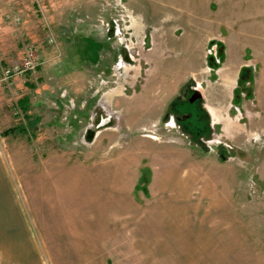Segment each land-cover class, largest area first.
<instances>
[{
	"label": "rangeland",
	"instance_id": "374dc122",
	"mask_svg": "<svg viewBox=\"0 0 264 264\" xmlns=\"http://www.w3.org/2000/svg\"><path fill=\"white\" fill-rule=\"evenodd\" d=\"M17 2L0 264H264V0Z\"/></svg>",
	"mask_w": 264,
	"mask_h": 264
},
{
	"label": "crops",
	"instance_id": "0c3cea01",
	"mask_svg": "<svg viewBox=\"0 0 264 264\" xmlns=\"http://www.w3.org/2000/svg\"><path fill=\"white\" fill-rule=\"evenodd\" d=\"M17 1H19V2H23L24 0H6V2L7 3H4V1L2 0L1 1V4H0V14L1 15H6V13H9L10 11L9 10H12V9H15V8H18V10L19 11H21V9L19 8V6H17ZM2 5H4V8L6 9V6H7V8H8V6L9 7H12V8H8V10L6 9V10H3V11H1L2 10V8H3V6ZM19 5V4H18ZM14 6V7H13ZM16 6V7H15ZM8 11V12H7ZM4 30H6V29H4ZM9 37H5L4 36V34H3V31H1L0 30V47H3L4 46V43H8V44H11L12 43V37L13 36H10V35H8ZM6 38V39H5ZM0 55H1V52H0ZM64 60L61 62V64H59L60 65V67L62 68V65H65L64 63ZM243 62H245L244 60H241V61H239V63H238V67H239V72H241V70L244 68V65H243ZM72 70H68L67 72H71ZM61 72V71H60ZM65 73V70H63V72H61V73H58V74H56V75H54L55 76V78H61V76H64L65 77V75L66 74H69V73ZM62 74V75H61ZM71 74V73H70ZM257 84H258V82H257ZM29 86V85H28ZM27 86V87H28ZM57 89V88H56ZM257 92H259V89L257 90Z\"/></svg>",
	"mask_w": 264,
	"mask_h": 264
},
{
	"label": "built area",
	"instance_id": "2783aa9c",
	"mask_svg": "<svg viewBox=\"0 0 264 264\" xmlns=\"http://www.w3.org/2000/svg\"><path fill=\"white\" fill-rule=\"evenodd\" d=\"M37 55L33 48L27 47L26 52H25V58L22 62V65L19 67L15 68L13 70V74L15 75H23L26 73H33L37 70L38 64H37ZM9 75H11L10 71L5 72V77L9 78Z\"/></svg>",
	"mask_w": 264,
	"mask_h": 264
},
{
	"label": "water",
	"instance_id": "95a60500",
	"mask_svg": "<svg viewBox=\"0 0 264 264\" xmlns=\"http://www.w3.org/2000/svg\"><path fill=\"white\" fill-rule=\"evenodd\" d=\"M198 98H201V95H200L198 92H196V93L194 94V96L192 97L191 102H194V101L197 100Z\"/></svg>",
	"mask_w": 264,
	"mask_h": 264
},
{
	"label": "flooded vegetation",
	"instance_id": "af4514ba",
	"mask_svg": "<svg viewBox=\"0 0 264 264\" xmlns=\"http://www.w3.org/2000/svg\"><path fill=\"white\" fill-rule=\"evenodd\" d=\"M201 100V98H198L197 100H195L194 102H198V101H200Z\"/></svg>",
	"mask_w": 264,
	"mask_h": 264
},
{
	"label": "trees",
	"instance_id": "16d2710c",
	"mask_svg": "<svg viewBox=\"0 0 264 264\" xmlns=\"http://www.w3.org/2000/svg\"><path fill=\"white\" fill-rule=\"evenodd\" d=\"M245 71V70H244ZM6 133H8V132H6Z\"/></svg>",
	"mask_w": 264,
	"mask_h": 264
}]
</instances>
